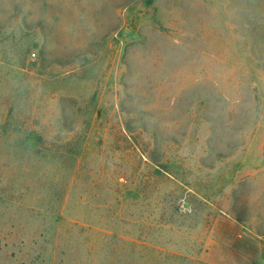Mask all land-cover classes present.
Segmentation results:
<instances>
[{
	"label": "rangeland",
	"instance_id": "rangeland-1",
	"mask_svg": "<svg viewBox=\"0 0 264 264\" xmlns=\"http://www.w3.org/2000/svg\"><path fill=\"white\" fill-rule=\"evenodd\" d=\"M0 264H264V0H0Z\"/></svg>",
	"mask_w": 264,
	"mask_h": 264
}]
</instances>
